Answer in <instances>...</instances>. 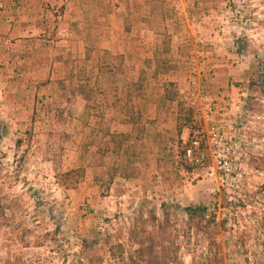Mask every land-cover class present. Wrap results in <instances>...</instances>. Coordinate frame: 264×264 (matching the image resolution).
I'll return each instance as SVG.
<instances>
[{
	"label": "rangeland",
	"instance_id": "obj_1",
	"mask_svg": "<svg viewBox=\"0 0 264 264\" xmlns=\"http://www.w3.org/2000/svg\"><path fill=\"white\" fill-rule=\"evenodd\" d=\"M186 1L134 81L102 54L48 104L0 73V264H264V0Z\"/></svg>",
	"mask_w": 264,
	"mask_h": 264
},
{
	"label": "crops",
	"instance_id": "obj_2",
	"mask_svg": "<svg viewBox=\"0 0 264 264\" xmlns=\"http://www.w3.org/2000/svg\"><path fill=\"white\" fill-rule=\"evenodd\" d=\"M188 6L186 0H0V73L24 79L21 90L32 99L42 94L48 104L56 101L53 95L60 91L59 84L77 85L78 70H83L80 78L94 79L102 54H118L121 61L129 55L133 69L122 71L119 77L134 81L141 69L135 61H144L146 53L151 57L158 33L164 32L166 22L175 21L169 14L183 15ZM154 17L163 25H154ZM89 70L93 72L88 74ZM39 83L46 90L51 88L52 94L41 90ZM99 95L107 96L103 91ZM152 97L141 101L149 120L157 116L158 99ZM69 98L75 103L70 104V111L76 108L82 113L85 93L75 90ZM117 103L119 109L124 108L123 96ZM22 104L23 110L37 108L32 100ZM47 106V111L57 114L58 105Z\"/></svg>",
	"mask_w": 264,
	"mask_h": 264
},
{
	"label": "built area",
	"instance_id": "obj_3",
	"mask_svg": "<svg viewBox=\"0 0 264 264\" xmlns=\"http://www.w3.org/2000/svg\"><path fill=\"white\" fill-rule=\"evenodd\" d=\"M184 156L192 163H200L203 160V154L198 150L196 138H192L189 145L185 147Z\"/></svg>",
	"mask_w": 264,
	"mask_h": 264
},
{
	"label": "trees",
	"instance_id": "obj_4",
	"mask_svg": "<svg viewBox=\"0 0 264 264\" xmlns=\"http://www.w3.org/2000/svg\"><path fill=\"white\" fill-rule=\"evenodd\" d=\"M199 209H200V208H198V210H199ZM185 210L190 211V212L188 213V214L190 215L191 213H192V214L195 213V212L197 211V208L194 207V208L191 209V208L186 207Z\"/></svg>",
	"mask_w": 264,
	"mask_h": 264
}]
</instances>
